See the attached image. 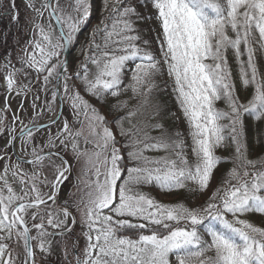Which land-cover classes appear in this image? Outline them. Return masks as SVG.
I'll return each instance as SVG.
<instances>
[{
  "label": "snow or ice",
  "instance_id": "1",
  "mask_svg": "<svg viewBox=\"0 0 264 264\" xmlns=\"http://www.w3.org/2000/svg\"><path fill=\"white\" fill-rule=\"evenodd\" d=\"M138 2L145 6L150 3L156 10L155 17H142L130 0H113L111 7L109 0H103V10L108 15L91 32L81 49L84 59L70 74V64L63 53L89 21L91 0H70V11L61 7L60 0H40L39 6L36 0H25V8L34 13L29 20L34 38L27 41L23 55L18 57L20 68L10 58L6 60L7 90H17L18 73L28 75L25 69L35 72L37 81L42 78L40 90L47 93L51 89V100L46 101L47 110L53 113L50 123L59 119L57 101L66 98L75 119L82 125L80 117L87 119L90 135L96 138L95 151L80 150L82 133L73 131L65 119L56 135H49L44 147L32 148L31 159H26V149H22L14 163L4 164L0 172V264H39L37 250L43 264H48L54 244L65 246L67 259L64 237L72 239L75 264H172L171 256L176 264H264V227L240 218L253 212L264 215V159L248 158L243 119L245 114L257 120L264 118V77L260 75L253 47L255 42L264 51V0ZM0 6L11 21L19 22L16 0H0ZM45 12L47 25L40 22L45 19ZM132 17L158 21L159 59L147 47L150 41L137 34L139 29ZM254 32L259 39H255ZM229 49L239 66L241 84L254 89L247 103H241L237 95L227 56ZM245 55L247 59H241ZM134 61L139 62L131 69L127 88L141 102L116 120L120 135L128 137L125 147L129 149L127 159L131 166H126L106 118L72 81L79 80L84 92L97 100L103 101L106 95L116 97L128 63ZM165 69L189 127L192 161L179 131L169 133L160 123L139 122L127 130L123 127L124 120L131 122L145 106L154 108L153 115L160 114V106L150 105L149 98L159 87L155 77ZM29 91V85H23L17 95ZM218 100L225 102L226 110L215 106ZM126 106L127 101H123L114 107ZM7 107L6 100L5 109H0V133L5 130L3 112ZM32 107L35 109L36 104ZM42 127L45 125L36 119L23 125L21 144H30L34 133ZM148 128L162 131L159 136H151ZM8 134L5 156L17 138L14 128H8ZM57 139L65 149L70 142L77 159L86 156L85 164L95 177L89 180L87 200L82 198L76 205L84 230L75 237L72 234L77 219L71 211L73 205L68 200L57 204L61 186L72 171L61 152L51 151L57 147ZM89 142L85 137V143ZM228 143L234 148L231 158L217 155L216 150ZM146 151H163L165 155L147 156ZM221 163H231L233 167L203 206L161 203L139 187L155 184L165 191L187 188L193 195L203 193ZM23 164L32 165L33 171L22 168ZM87 166L82 170L84 175L89 173ZM46 169L53 178L45 175ZM9 173L18 180L19 192L9 181ZM189 182L194 187L188 188ZM229 215L232 219H228ZM79 236L85 239L82 254ZM56 237L61 239L55 240ZM209 252L213 254L208 255Z\"/></svg>",
  "mask_w": 264,
  "mask_h": 264
},
{
  "label": "rangeland",
  "instance_id": "2",
  "mask_svg": "<svg viewBox=\"0 0 264 264\" xmlns=\"http://www.w3.org/2000/svg\"><path fill=\"white\" fill-rule=\"evenodd\" d=\"M69 2L70 0H60V5L63 8H66L70 11L69 8ZM130 2L133 4V6L136 7L137 11L140 13L142 17L146 16H152L155 17L156 10L152 7V5L149 3L146 6L144 4H141L138 2V0H130ZM37 6L40 4V0H36ZM113 0H109V7L112 6ZM17 8L20 10V20L21 24L19 25V33L16 34L15 39L13 37H10L5 34V38L0 39V109H5V101L7 100V109L3 112L4 120H3V127L4 132L0 133V156H5V145L8 143V140L10 139L8 134V128H14V135H16L21 127L23 125H29L31 121L36 119L39 123L47 122L49 121V117L53 115L52 112H49L46 107V101L51 100V89L47 93L40 90V83H42V78L40 81L36 80V73H34L30 69H25V71L28 73V75H24L23 73H18L16 76V83H17V90H14L12 92H9L7 90V85L5 81V75L9 71L8 68H5L2 64L1 60L4 59H11V62L13 65H15L16 68H20L21 65L19 63L18 57L23 55V49L25 45L27 44V41L34 38L32 26L29 22L30 18L34 15L32 13L31 9L25 8V0H16ZM100 14H108L103 10V0H91V16L89 21L86 23L88 27L94 26L95 20H97L98 15ZM136 21L135 27L139 29V32L137 33L142 37V39H147L150 41V44L147 46L151 49L152 52H154L157 56H160L159 51V45L157 42V35L160 33L161 29L159 26V23L156 19L151 20H145L140 19L137 20L136 17L134 18ZM45 25H47L48 20L46 17V20L43 22ZM86 25L82 26L84 28L83 31H80L77 34V38L74 41V43L71 45L73 46L74 50L70 56V69L69 72L73 70H77L79 67V63L81 61L82 56V45L80 44L81 37L86 30ZM81 28V29H82ZM14 29V28H13ZM3 34L7 31L6 27L4 26L1 28ZM58 35V33H56ZM255 39H259L258 33H253ZM137 43L140 44L141 47H145L143 45L142 41H138ZM253 47L256 48V57H261L264 59V51H262L258 45L253 43ZM29 51H31V48H29ZM65 57V56H63ZM134 62H129L127 66V70H131L134 68ZM89 68L95 72V68L92 65H89ZM131 72V71H130ZM132 74V72H131ZM260 75L264 77V69L260 71ZM166 79H170L169 84L165 85V88L173 87V81L169 76L166 77ZM77 88L80 90L81 94L85 96L86 99L90 101L91 104L95 105L100 113L106 118L108 122V126L112 129L115 137H116V146L121 148V153L124 155V161L123 163L127 166H131V163L127 159V151L129 150L125 145V138L127 136H121L120 135V129L118 128L116 124V120H118L120 117L118 115L114 116H106L104 114V107L95 100V97L89 95L88 93L84 92L83 87L80 85V81L73 78L72 81ZM52 84H55V80L52 81ZM23 85H29L31 91L27 92L25 95L24 93H21L20 95H17V91L19 88ZM62 92V89H61ZM35 96H39V99H35ZM175 98V99H174ZM173 99L176 102L175 94L173 95ZM63 107H62V113L60 118L56 121V123L40 129L39 131L34 133V140L28 144V145H22L21 139L17 142L16 150L17 154L21 152L22 149H26L25 156L26 159H31V151L33 147L36 148H42L47 143L49 135L51 134L53 137L56 135L58 129L63 127V122L66 119L69 122L70 127L73 129V131L80 130L81 136L79 137V147L82 152H92L95 151L94 149V142L95 137L90 135V128L88 126V121L85 117L81 116L80 121H83V125L78 122L75 117L72 114V109L69 106V103L67 99L65 98L62 100ZM156 102V101H155ZM153 102V103H155ZM33 103L36 104V108L34 109L32 107ZM59 103V101H57ZM177 103V102H176ZM21 104H23V107H21ZM151 104V103H150ZM175 104V103H174ZM173 104V106H174ZM155 105H159L158 103H155ZM154 106V105H153ZM149 106H145L142 108L135 117L131 118V122L128 120L123 121V127L124 129H129L132 127V125H139V122H144L148 125L150 123L156 122L161 117V112L159 115H152L151 118L148 117L150 112H154V108L151 107V109H148ZM59 109V108H58ZM57 109V111H58ZM172 117L176 120V125L174 129L170 130V133L179 131L182 133V138L185 142L186 149H190L191 147V137L189 135V131L185 128L186 120L183 117V114L180 110V108L173 109L172 111ZM36 113H39V116H36ZM175 114V115H173ZM19 117V119L14 120L13 117ZM118 118V119H116ZM116 119V120H115ZM161 124V123H160ZM149 134L151 136H157L156 133H152L150 128L147 129ZM85 137L90 141L89 143H85ZM63 137H61L62 139ZM128 138V137H127ZM57 144V147L54 149H51V151H59L61 154L68 159L69 163L72 165V171L70 175L68 176V180L64 182V184L61 186V190L59 193V198L57 200L58 205H63L65 200H68L70 204H72L71 211L76 216L77 224L75 226L74 233L72 234L73 237L79 235L84 229L82 228L80 224L81 215L80 212L77 210V203L81 201L83 198L85 201L87 200V193L89 191L88 183L89 180L95 179L91 175V169L90 166H87L85 164V161L87 159L86 156H80L79 159H77L74 154L72 153L70 142L69 147L65 149L63 145H60L59 139L55 141ZM45 152H48L49 149L44 148ZM145 155L147 156H163L165 153L163 151H146ZM10 158V159H9ZM17 159L13 156L12 153V145L7 148V156H5L4 159H0V172L3 171L4 164L7 163H14ZM89 167V173L88 175H84L83 169L85 167ZM22 168L27 170L28 172H32L33 168L30 164H23ZM45 175H48L49 178H53L49 172V170H45ZM9 181L12 183L13 188L19 192L20 185L18 183V180L11 176V173L8 175ZM42 190L47 191V188H44L43 186ZM140 190L150 194L151 197L155 198V200L169 204L168 202L174 200L176 196L172 193L169 195H164L160 190L157 188H153L151 186H142L140 185ZM215 183H214V174L213 179L211 181L210 187L203 193H200L199 197H195L193 200V204L191 207L196 206H203L207 201L208 198L211 196L212 192L215 191ZM79 207H83V204H79ZM247 214H244L241 216V219H246L250 222V218L246 217ZM229 219H232L231 215L228 216ZM253 223V222H252ZM29 224H31V221H29ZM33 235H35V231L33 230ZM147 234V233H145ZM130 235V234H129ZM55 240H60V237L54 238ZM66 241V247L68 250V256L67 259L64 258V245L60 244H54L52 254L47 257L48 264H75V252L72 250V239H69L68 237L63 238ZM85 245V239L83 236H79L78 241V248L82 254V250ZM37 261L39 264H43L41 254L39 253V250H37ZM172 261V256L170 257Z\"/></svg>",
  "mask_w": 264,
  "mask_h": 264
},
{
  "label": "trees",
  "instance_id": "3",
  "mask_svg": "<svg viewBox=\"0 0 264 264\" xmlns=\"http://www.w3.org/2000/svg\"><path fill=\"white\" fill-rule=\"evenodd\" d=\"M107 15L108 14L98 15L97 20H95L94 22L95 24L92 27H88L86 25L87 26L86 30L84 31L81 37V40H80V44L82 45V47L86 44V41L88 37L90 36L91 32L93 31V29L95 28V26L100 22L102 18H104ZM134 18L135 17H132L133 20H135ZM135 24H136V21H135ZM229 35H233V33L229 31ZM227 56H228L229 65L232 69V78L237 86V95L239 96L241 103H247V101L251 99L254 89L252 86H248L245 88L241 84L240 79H239V66L237 64L235 55L233 54L231 49L228 50ZM156 57L158 59L160 58V56H157V55ZM82 58L84 59L83 56ZM83 59H81V61ZM241 59L246 60L247 59L246 55L242 56ZM256 59H257L258 68L260 71H262L264 69V59H262L261 57H256ZM137 62L139 61H135V63ZM161 66L163 67L162 59H161ZM130 71L131 70H128L124 74L122 85H121V91L118 96L113 97L111 95H106L103 101L97 100L95 98V100L99 102L105 108L104 114L106 116L107 115L108 116L118 115V117H123L126 115L129 109L133 108L134 106H137L141 102V98L139 96H135L133 92L131 91V89L127 88V86L131 82L132 74ZM167 76H168L167 71L165 69L162 75L155 77L156 83L158 84L159 87L151 93L149 100L151 103L150 105H155V103L160 104L161 117L156 122L150 123V125L155 124V123H161L163 125V129L167 130L170 133V130L174 129L176 125V120L175 118L172 117L171 111L173 109L179 108V105L175 102L174 100L175 98L173 99V95H174L173 87L174 86L170 88H165V85L169 84V81H170V79L168 80L166 79ZM123 101H127L126 107H119V108L114 107L115 105L118 104V102H123ZM215 106L219 109L226 110V104L223 100L216 101ZM148 109H151V106H149ZM152 115H153V111L149 113L148 117L151 118ZM243 119H244V125H245L246 139L249 145L248 158L249 159H257V158L264 159V118L257 120L253 116L245 114ZM224 123H227V121H224ZM183 128L189 131L187 121ZM150 130L152 131V133H156L155 135L157 136H159L162 131L161 129H157V128H150ZM124 140H125V143H128L127 137ZM191 145H192V141H191ZM185 151H186L188 159L190 161L194 160L191 148L185 149ZM233 152H234V148L230 143H228L225 147H220L216 150L217 155L222 156V157H229V158H231ZM232 167L233 165L231 163H221L214 170V183L216 186L215 190L217 187H220L223 184V181L226 178V174L228 170ZM232 183H235V181H232ZM142 186H146V187L151 186L153 188H157L164 195H169L170 193L174 194L176 198L168 202L169 204L184 203L188 207H191L193 204L194 198L200 196V193L193 195L191 192L187 190V188L165 191V190H161L155 184H145ZM192 187H194V185L191 182H189L188 188H192ZM246 217L250 218V220L253 222L254 225L259 226V227H264V215L253 212V213H248V216ZM126 234H131V233H126ZM205 238L207 239V236H205ZM212 254L213 253L211 252L208 253V255H212ZM172 264H176L174 256H172Z\"/></svg>",
  "mask_w": 264,
  "mask_h": 264
},
{
  "label": "flooded vegetation",
  "instance_id": "4",
  "mask_svg": "<svg viewBox=\"0 0 264 264\" xmlns=\"http://www.w3.org/2000/svg\"><path fill=\"white\" fill-rule=\"evenodd\" d=\"M18 11H20V10L18 9ZM46 17H47V12H45V19L40 21V22L43 23L46 20ZM20 24H21V20L20 19H19V22L11 21V16L10 15H5L3 7L0 6V30L4 26L6 27V30H7L4 34H3L2 31H0V39L3 38V37L5 38V34L10 36V37H13V39H15L16 34L19 33L18 29H19V25ZM53 28H55L54 22H53ZM63 56H64V53H63ZM6 60L7 59H4V58L1 60L3 65L6 63Z\"/></svg>",
  "mask_w": 264,
  "mask_h": 264
},
{
  "label": "water",
  "instance_id": "5",
  "mask_svg": "<svg viewBox=\"0 0 264 264\" xmlns=\"http://www.w3.org/2000/svg\"><path fill=\"white\" fill-rule=\"evenodd\" d=\"M83 30H84V28L81 29V31H83ZM73 50H74L73 46H70L69 49H66V50L64 51V56H65V58H67L68 62H70V56H71ZM58 101H59V104H60V107H59V109H58V112H59V118H60L61 113H62L63 102L60 101V100H58ZM57 120H58V119H57ZM57 120H56V121H57ZM42 124L45 125V127H42V128H40V129H43V128H46V127L52 125V123H50V121L43 122ZM21 135H22V134H21L20 131H19V132L16 134V137H17L16 140H15V141L13 142V144H12V153H13V156H14L16 159H18V154H17L16 146H17V142L20 140Z\"/></svg>",
  "mask_w": 264,
  "mask_h": 264
}]
</instances>
